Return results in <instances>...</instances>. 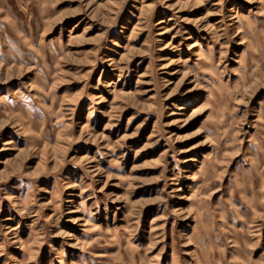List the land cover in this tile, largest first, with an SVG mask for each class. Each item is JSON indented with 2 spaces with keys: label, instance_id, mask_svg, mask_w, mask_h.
<instances>
[{
  "label": "rangeland",
  "instance_id": "374dc122",
  "mask_svg": "<svg viewBox=\"0 0 264 264\" xmlns=\"http://www.w3.org/2000/svg\"><path fill=\"white\" fill-rule=\"evenodd\" d=\"M0 264H264V0H0Z\"/></svg>",
  "mask_w": 264,
  "mask_h": 264
}]
</instances>
